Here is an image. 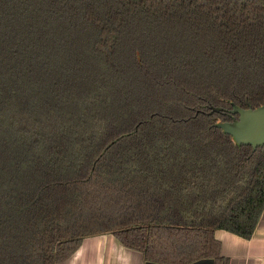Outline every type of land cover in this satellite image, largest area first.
Listing matches in <instances>:
<instances>
[{
  "label": "trees",
  "instance_id": "trees-1",
  "mask_svg": "<svg viewBox=\"0 0 264 264\" xmlns=\"http://www.w3.org/2000/svg\"><path fill=\"white\" fill-rule=\"evenodd\" d=\"M234 104H264V0H0V264L100 232L229 264L214 230L264 206V144L206 113Z\"/></svg>",
  "mask_w": 264,
  "mask_h": 264
},
{
  "label": "crops",
  "instance_id": "crops-1",
  "mask_svg": "<svg viewBox=\"0 0 264 264\" xmlns=\"http://www.w3.org/2000/svg\"><path fill=\"white\" fill-rule=\"evenodd\" d=\"M220 254L229 264H264V206L250 238H243L224 229H215ZM57 264H159L145 262L140 250L123 245L111 232L82 237L77 248ZM189 264H212L210 258Z\"/></svg>",
  "mask_w": 264,
  "mask_h": 264
},
{
  "label": "water",
  "instance_id": "water-1",
  "mask_svg": "<svg viewBox=\"0 0 264 264\" xmlns=\"http://www.w3.org/2000/svg\"><path fill=\"white\" fill-rule=\"evenodd\" d=\"M212 112H226L231 115L229 120H219L214 125L233 136L235 142L250 145L252 149L264 144V104L256 107L234 104L231 108L211 105L206 113ZM211 262L213 263L212 259Z\"/></svg>",
  "mask_w": 264,
  "mask_h": 264
},
{
  "label": "rangeland",
  "instance_id": "rangeland-1",
  "mask_svg": "<svg viewBox=\"0 0 264 264\" xmlns=\"http://www.w3.org/2000/svg\"><path fill=\"white\" fill-rule=\"evenodd\" d=\"M261 151H262V149H261Z\"/></svg>",
  "mask_w": 264,
  "mask_h": 264
}]
</instances>
